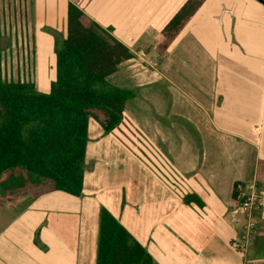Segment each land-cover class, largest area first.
I'll use <instances>...</instances> for the list:
<instances>
[{
    "label": "crops",
    "instance_id": "obj_1",
    "mask_svg": "<svg viewBox=\"0 0 264 264\" xmlns=\"http://www.w3.org/2000/svg\"><path fill=\"white\" fill-rule=\"evenodd\" d=\"M68 1L132 52L106 79L133 94L110 132L88 118L80 195L2 174L0 264H95L100 206L153 264H264V0H198L163 50L186 0H0V80L49 90Z\"/></svg>",
    "mask_w": 264,
    "mask_h": 264
},
{
    "label": "trees",
    "instance_id": "obj_2",
    "mask_svg": "<svg viewBox=\"0 0 264 264\" xmlns=\"http://www.w3.org/2000/svg\"><path fill=\"white\" fill-rule=\"evenodd\" d=\"M199 5L186 0L162 29L160 49ZM55 76L49 90L29 81L0 80V177L22 168L48 188L80 195L88 118L110 132L133 92L107 76L130 58L129 48L75 3L66 6V33L55 39ZM192 196L184 195V202ZM95 264H153L152 256L104 207L99 208Z\"/></svg>",
    "mask_w": 264,
    "mask_h": 264
},
{
    "label": "built area",
    "instance_id": "obj_3",
    "mask_svg": "<svg viewBox=\"0 0 264 264\" xmlns=\"http://www.w3.org/2000/svg\"><path fill=\"white\" fill-rule=\"evenodd\" d=\"M240 204L246 210L248 220L239 236L232 240L231 245L234 248L243 249L256 230V224L251 217V210L262 204V195L256 190L253 183L248 185L246 196L242 199Z\"/></svg>",
    "mask_w": 264,
    "mask_h": 264
},
{
    "label": "rangeland",
    "instance_id": "obj_4",
    "mask_svg": "<svg viewBox=\"0 0 264 264\" xmlns=\"http://www.w3.org/2000/svg\"><path fill=\"white\" fill-rule=\"evenodd\" d=\"M37 90V89H36ZM38 91H40V90H38ZM89 120H91L92 121V124H97L93 119H89ZM90 134L92 135V129H90Z\"/></svg>",
    "mask_w": 264,
    "mask_h": 264
}]
</instances>
